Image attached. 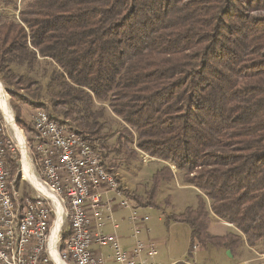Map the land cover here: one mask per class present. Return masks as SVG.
<instances>
[{
	"label": "trees",
	"instance_id": "trees-1",
	"mask_svg": "<svg viewBox=\"0 0 264 264\" xmlns=\"http://www.w3.org/2000/svg\"><path fill=\"white\" fill-rule=\"evenodd\" d=\"M263 11L264 0H0V78L9 91L23 77L47 79L38 88L53 107L11 90L19 126L32 124L21 113L28 104L93 147L101 141L109 169L115 151L156 157L149 186L128 194L139 206L159 207L160 187L173 178L196 187L198 206L171 215L191 226L192 247L264 253ZM39 56L53 60L50 75L34 69ZM97 103L124 128L104 130ZM6 161L13 176L17 159ZM213 217L231 230L211 233Z\"/></svg>",
	"mask_w": 264,
	"mask_h": 264
},
{
	"label": "built area",
	"instance_id": "built-area-1",
	"mask_svg": "<svg viewBox=\"0 0 264 264\" xmlns=\"http://www.w3.org/2000/svg\"><path fill=\"white\" fill-rule=\"evenodd\" d=\"M4 115L10 127L7 147L12 149V159L19 160L17 172L31 174L34 191L32 197H25L23 181L8 178L9 164L4 159V148H0V264H33L43 235H51V249L44 258L49 264H159L155 260L154 242L146 245L139 238L141 228L137 221H146L148 216L140 217L133 209L123 180L106 167L101 153L89 141L79 142L68 126L45 121L41 110L33 115L31 135L14 123V118H9L5 112ZM25 140L36 143L43 168L51 175L53 186H58L59 195L50 194V187H42L37 181L38 169L25 149ZM111 193L120 196L121 206L130 209L135 237L130 251L122 247L116 233L102 232L103 210L109 212L108 218H114ZM60 196H67L76 211V231L67 249H59V234L66 215L61 209ZM10 199H18V208H10ZM55 228L58 234L52 243ZM93 243L100 251L93 249ZM108 244L114 250L113 255L104 250ZM183 262L193 264L188 259Z\"/></svg>",
	"mask_w": 264,
	"mask_h": 264
},
{
	"label": "rangeland",
	"instance_id": "rangeland-1",
	"mask_svg": "<svg viewBox=\"0 0 264 264\" xmlns=\"http://www.w3.org/2000/svg\"><path fill=\"white\" fill-rule=\"evenodd\" d=\"M54 66L55 64L53 60L45 59V57L39 56V61L35 62L34 69L37 71V73H48L50 75L54 70ZM24 70V67L20 68V71ZM23 73L31 75L28 72ZM0 81L4 87L3 90L5 89L4 92L10 110L12 111V113H14L13 115L16 124H18L16 117V109H19V107L16 106V100L18 99L10 93L11 90L23 94L27 99H33V104L36 107L38 105H41V102H45L46 104H49L51 105V107H53L54 103L51 102L52 97L47 92V89L45 90L44 86L38 88L40 84L45 85L47 79H44L40 84H32L31 80H27L23 77L22 81L19 79L18 84L10 85V88H12L10 91L1 78ZM39 93H42L40 97L37 96V94ZM97 106V110L102 112V116L106 121V127L104 128V130L111 129L114 132L117 129L119 130V128H124V125H122L121 123V119L118 115L113 113L108 103H97ZM37 110L38 108H33L28 104H21L22 116L29 120L30 123L32 122L33 115L37 112ZM1 113L4 119L5 116L2 111ZM68 122L72 124L71 127H73V129H77L72 120H69ZM31 127L32 124L30 126H27V128H24L29 135H31V130H29ZM7 128L10 134V128L8 126ZM125 132L128 133L126 129ZM113 140L114 138H112L110 142H113ZM88 141L90 142V140ZM98 143L100 144V146L98 145L96 149L101 153L102 156L104 155V151L101 147V141H99ZM132 146L138 148L136 144H133ZM138 151L139 155L132 160H127L125 153L115 151V154L112 153L110 155V157L115 158V163L106 161L109 167L113 169V172L115 171L116 173H118L119 177L123 180L124 184L128 188L127 192L131 194L133 192H144V190L150 184V178L153 171L160 164V161L156 157L152 158L147 152H142L141 150H139V148ZM172 170L174 173H176L177 171L176 167L173 165ZM23 188L26 192L32 194V187L30 186L28 181L23 180ZM33 195H35V193H33ZM110 196L113 200L114 206L120 204L122 200L120 196L114 193H111ZM105 198H107V196H105ZM200 198V191L193 185L185 184V182L180 177L175 179L173 178L170 181L162 184L158 193L159 207L151 205L139 206L135 200L130 198L129 201L138 215L140 217L148 216V219L146 221L139 222V228H141L139 238L146 245H148L150 241L154 242L157 249V255L155 256V260L157 261V263L169 264L174 259H177L178 261L188 259L194 264H227L233 260H238L242 257H246L252 259L246 261L248 262V264H264V253H258L257 251H255L256 247H249L247 244H242L235 253L231 252L233 256L228 253V249L212 244L200 245L199 242L196 241L195 245L197 246V248L194 249L192 247L191 226L185 222L174 221L171 215L174 213L183 212L189 206H198ZM120 214L122 215V217L120 218L119 215L116 214V219L119 220L122 224V218L126 217V219L124 220V228L128 229L129 226H132L130 223L129 211L125 210V212H121ZM66 221L67 223L62 232V235L68 234L70 232V224L72 227V221L67 219L65 220V222ZM145 224L146 226L143 227V225ZM147 228L149 229V232L147 231ZM209 230L213 234L222 235L231 230V228L224 221L213 217L210 220ZM126 241L129 244L130 239ZM65 247L62 246V243H59V249H64ZM190 252H192L193 255H191Z\"/></svg>",
	"mask_w": 264,
	"mask_h": 264
},
{
	"label": "bare ground",
	"instance_id": "bare-ground-1",
	"mask_svg": "<svg viewBox=\"0 0 264 264\" xmlns=\"http://www.w3.org/2000/svg\"><path fill=\"white\" fill-rule=\"evenodd\" d=\"M0 106L1 110L4 111L9 118H14V113L10 110V107L8 105V101L5 95V92L3 90V85L0 81ZM3 112V114H4ZM44 112V111H42ZM45 114V121H50L52 124H59L58 122L52 120L48 114ZM5 116V115H4ZM14 123L15 119H14ZM9 127V122L7 120V117L4 119L0 116V148H4V159L6 161V154L11 153L12 149L11 147H7V143L10 141V134L9 130L7 128ZM17 127L16 125H14ZM10 128V127H9ZM18 130V128H17ZM72 135L75 137V139L79 140V142H88L85 140L80 134H78L75 131H72ZM25 149H28V154H30L31 160H33V165H35V168L37 170V181L41 182L42 187H50V194L52 195H59V188L58 186H53V179H51V175H49L46 172V168H43V160L41 159V153L36 148V143H33L32 140H25ZM19 164V160H18ZM8 178H14V181H28L30 186L32 187V191H34V181H32V176L30 173L26 172H17L16 174L12 176L10 170L8 171ZM25 197H32V194L27 195ZM60 205L61 209L65 211L66 215L64 216V223L65 220H71L72 222V235L70 238H73V235H75L76 231V211L75 209H72V204L70 203V199H67V196H60ZM10 208H18V199H10ZM63 228L60 230L59 234V243L62 242L63 239ZM58 234V228L53 229L52 231V243L55 242ZM65 249L69 247V240ZM61 247V246H60ZM49 249H51V235H43L41 244H39L37 249V255L33 257V264H49L48 262L44 261V258L49 252ZM62 249V248H60Z\"/></svg>",
	"mask_w": 264,
	"mask_h": 264
},
{
	"label": "crops",
	"instance_id": "crops-1",
	"mask_svg": "<svg viewBox=\"0 0 264 264\" xmlns=\"http://www.w3.org/2000/svg\"><path fill=\"white\" fill-rule=\"evenodd\" d=\"M125 185V184H124ZM125 187H127L125 185ZM129 197V200H130V196ZM125 210L129 211L130 213V209L127 208V207H124V206H121V204L119 205H116L114 206L113 204V220L111 218H108L109 216V212L107 210H103L102 212V215H103V226H102V232L104 234H109V235H112V234H117L118 237H119V241H120V244L122 245V247L125 249V250H132L133 247H134V243H135V237H134V226L133 224L131 223L132 226H129L128 229L124 228V220L126 219V217L122 218V224L119 220L116 219L115 215H119V217L121 218L122 215L120 214L121 212H125ZM139 219L137 221V226L139 227ZM143 222V221H141ZM66 223L67 221L64 223V228L66 226ZM115 225V226H114ZM145 225H143V227H145ZM63 228V230H64ZM93 229L95 230V227L93 226ZM112 229V231H111ZM72 231V227H71V224H70V232L68 234H70ZM114 231V232H113ZM119 232V233H118ZM68 234H63V235H68ZM130 239V242L129 244L127 243L126 240ZM93 249L98 251L99 248H98V245L96 243H93ZM104 250L105 252H107L108 254H114V250L113 248L111 247L110 244L106 245L104 247ZM100 251V250H99ZM184 260V259H183ZM249 260H252L251 258H246V257H242L238 260H233L227 264H235V263H238V262H241V261H249ZM176 261H178L177 259H174L173 261H171L169 264H173L175 263ZM193 263V262H192ZM110 264H114V263H110ZM194 264V263H193Z\"/></svg>",
	"mask_w": 264,
	"mask_h": 264
},
{
	"label": "water",
	"instance_id": "water-1",
	"mask_svg": "<svg viewBox=\"0 0 264 264\" xmlns=\"http://www.w3.org/2000/svg\"><path fill=\"white\" fill-rule=\"evenodd\" d=\"M228 253H229L231 256H233V254L231 253V250H230V249H228ZM235 264H248V262H246V261H241V262H238V263H235Z\"/></svg>",
	"mask_w": 264,
	"mask_h": 264
}]
</instances>
